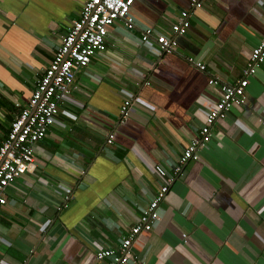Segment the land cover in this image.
<instances>
[{
	"label": "crops",
	"instance_id": "obj_1",
	"mask_svg": "<svg viewBox=\"0 0 264 264\" xmlns=\"http://www.w3.org/2000/svg\"><path fill=\"white\" fill-rule=\"evenodd\" d=\"M85 2L0 0V145ZM189 8L190 0H137L134 29L116 20L107 49L77 70L34 147V172L6 189L0 264H106L96 252L117 248L136 225L164 183L156 167L172 176L219 100L209 80L234 85L264 37V0H204L179 38L181 54L141 41L148 28L170 34ZM249 80L244 105L214 125L208 146L175 177L128 264H264V65Z\"/></svg>",
	"mask_w": 264,
	"mask_h": 264
},
{
	"label": "built area",
	"instance_id": "obj_2",
	"mask_svg": "<svg viewBox=\"0 0 264 264\" xmlns=\"http://www.w3.org/2000/svg\"><path fill=\"white\" fill-rule=\"evenodd\" d=\"M137 0H86L79 19L75 20L67 34L62 38L54 59L38 80L26 107L11 123L6 139L0 145V208L8 203L7 187L26 173L34 172L36 160L35 145L43 140L49 129L55 124L62 111L64 99L70 95L76 79L77 70L92 63V59L104 52L108 47L109 28L116 20H124L129 29H134V21L130 16L131 9ZM204 0H190V8L181 12L170 34L157 33L148 28L141 41L150 42L154 38L160 55L181 54L179 38L187 36L191 27L192 11L202 9ZM185 59L201 71L206 65L192 56ZM264 65V37L260 44L252 50L243 77L234 85L221 84L218 78L209 80L210 85H220L221 96L214 108L208 111L200 135L186 148L178 163L172 168V176L160 166L156 167L158 175L164 183L158 189L154 199L144 209L142 216L120 245L115 248L100 249L95 257L106 264H128L131 258L132 245L143 232L152 231L161 219L160 206L166 200L171 185L183 167L190 160L199 158V150L208 146L212 139L214 125L227 118L231 109L245 103V92L250 77L256 75ZM132 99L124 101L120 109V123H124L130 115ZM114 134L111 133L107 143L112 145ZM62 205L58 210H62Z\"/></svg>",
	"mask_w": 264,
	"mask_h": 264
}]
</instances>
